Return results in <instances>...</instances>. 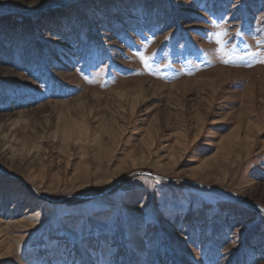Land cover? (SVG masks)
Returning <instances> with one entry per match:
<instances>
[{"label": "rangeland", "instance_id": "374dc122", "mask_svg": "<svg viewBox=\"0 0 264 264\" xmlns=\"http://www.w3.org/2000/svg\"><path fill=\"white\" fill-rule=\"evenodd\" d=\"M0 264H264V0H0Z\"/></svg>", "mask_w": 264, "mask_h": 264}, {"label": "bare ground", "instance_id": "6f19581e", "mask_svg": "<svg viewBox=\"0 0 264 264\" xmlns=\"http://www.w3.org/2000/svg\"><path fill=\"white\" fill-rule=\"evenodd\" d=\"M231 77L232 76H230L229 73H218L217 83H215L216 80H211L213 83H215L214 89L218 85L221 86L223 83L229 82L230 81L229 79H231ZM206 82L209 83L208 80H206ZM187 83H188V81H184V84H186V86H188ZM141 92H143V91H141ZM220 92H221V90L218 92V94ZM136 98H138V100H139V97H136ZM133 101H134V99H133ZM134 103H135V106L134 107H136L137 106L136 105V102H133L132 104H134ZM253 128H255V127H253V124L250 123V124H248L246 126V125H244L243 119L242 118H239L238 125L236 126V128H234V130L231 131V132H233V134L230 133L231 134L230 138L227 141H225L226 142L225 144L223 143L224 147L223 146L222 147L225 148V151L229 155V159L230 160H231V156H232V160H233L234 163H236L238 161V159H239V155L237 154V149L240 150V148H242V147L246 148V144L247 145L250 144L251 134L254 133V132H251V131H253L252 130ZM4 244L5 245L3 247V250H4L5 254H9L10 252H12L11 251L12 250L11 247L10 246H7L5 242H4Z\"/></svg>", "mask_w": 264, "mask_h": 264}, {"label": "snow or ice", "instance_id": "6c2138e0", "mask_svg": "<svg viewBox=\"0 0 264 264\" xmlns=\"http://www.w3.org/2000/svg\"><path fill=\"white\" fill-rule=\"evenodd\" d=\"M219 35H221V36L226 35V33H220ZM218 42L222 43V41H218ZM141 59H143L145 64L147 65L148 57L141 55ZM225 62H227V61H225Z\"/></svg>", "mask_w": 264, "mask_h": 264}, {"label": "trees", "instance_id": "16d2710c", "mask_svg": "<svg viewBox=\"0 0 264 264\" xmlns=\"http://www.w3.org/2000/svg\"><path fill=\"white\" fill-rule=\"evenodd\" d=\"M261 214V213H260Z\"/></svg>", "mask_w": 264, "mask_h": 264}]
</instances>
